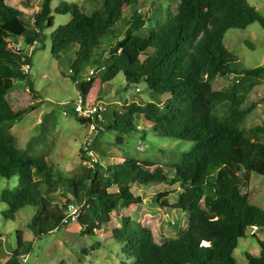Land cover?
Here are the masks:
<instances>
[{
  "label": "trees",
  "instance_id": "1",
  "mask_svg": "<svg viewBox=\"0 0 264 264\" xmlns=\"http://www.w3.org/2000/svg\"><path fill=\"white\" fill-rule=\"evenodd\" d=\"M52 1L42 0L31 30V21L22 9L0 0V175L19 181L17 187L2 191L1 200L8 206L3 216L14 220L22 208L35 207L37 213L29 228L39 239L66 226L65 211L74 203L65 199L54 205L45 194L43 188L52 189L57 177L47 155L35 156L17 146L11 129L29 108L15 109L8 98L19 81L37 92L28 71L33 57L24 54L21 40L25 46L44 45L48 30L55 25L52 13L71 14L66 24L49 35L53 56L77 45L72 64L76 71L77 64L84 61L102 72V82L122 73L128 83L144 82L149 91L150 100L145 103L130 102L123 112H109L105 107L101 119L97 114L98 136L104 129L132 133L142 118L152 125L156 136L194 143L181 162L169 166L135 158L105 167L95 162L83 177L68 179L73 198L84 204L78 220L80 233L94 236L112 220L114 212L146 201L167 212L183 211L186 228L178 237L158 243L148 224L122 216L111 238L122 244L132 264H238L234 251L239 240L252 227L264 229V209L253 204L247 193L250 173L264 176V123L243 126L251 111L250 85L220 89L213 81L235 72L233 65L239 57L225 44L228 30L246 29L254 22L264 27V17L247 0H179L156 28L154 17L146 22L140 14L143 0H100L101 7L89 14L81 6L90 0L81 6L63 1L55 9ZM122 21L129 24L128 30L118 38L120 30L115 26ZM107 31L114 33L116 42L108 50H93ZM70 76L76 79L77 72ZM242 76L264 80V65L246 70ZM239 86L245 89L239 91ZM73 112L82 123L92 122ZM88 153L81 150L82 161H90ZM35 171L42 179L35 178ZM161 184L168 190L149 198L134 193V188ZM175 192L179 194L172 203L169 197ZM35 239L22 242L4 264H24ZM258 242L260 254L246 253L247 264H264V240Z\"/></svg>",
  "mask_w": 264,
  "mask_h": 264
},
{
  "label": "rangeland",
  "instance_id": "2",
  "mask_svg": "<svg viewBox=\"0 0 264 264\" xmlns=\"http://www.w3.org/2000/svg\"><path fill=\"white\" fill-rule=\"evenodd\" d=\"M76 3L81 6L84 0H53L52 8L55 9L61 2ZM264 17V0H247ZM90 4L81 6L89 14L94 9H99L100 0H90ZM140 14L148 22L153 18L152 24L156 28L157 22H165L166 12L174 10L179 0H143ZM9 5L22 9L31 21L28 29H33V15L40 10L42 0H8ZM55 25L48 30L44 45L35 44L25 46L21 40L26 56L33 57V64L29 68V78L35 86V91L24 86L19 81L9 95L13 108H29L20 121L11 129L16 138V144L21 149L35 156L47 155L48 163L57 177V183L45 194L52 198L54 205H61L65 199L81 205L73 198L68 179L83 177L88 167L97 163L102 167L127 161L132 158L148 160L163 166L181 162L185 153L189 152L193 142L182 141L174 137L156 136L152 125L144 119L136 122L137 128L132 133H117L104 129L100 136L93 132L90 125L82 123L75 116L73 109L78 100L83 99L88 109L94 106H103L107 111H124V105L130 102H147L150 100L149 91L145 83H128L120 73L108 82H102V72L96 66L79 62L77 71L72 67L76 58L77 45H73L60 56L51 53L50 33L59 25L66 24L71 19V14L52 13ZM129 19V18H128ZM129 25V24H128ZM128 25L125 21L115 26L120 30L118 38H122ZM147 28L149 25L146 23ZM139 29H134L137 31ZM138 32V31H137ZM98 47L108 50L117 40L113 32H105L99 39ZM225 44L239 58L233 65L235 72L230 76H217L213 85L216 88H228L234 84L250 85L248 104L251 111L245 119L243 126L251 128L264 123V80L245 79L242 76L246 70L264 65V27L260 22L249 24L246 29L232 28L225 36ZM77 78L73 79L70 74ZM99 72V73H98ZM241 75V76H240ZM238 80L241 82L238 83ZM84 85L81 88V84ZM240 88V86H239ZM245 88H240L243 91ZM252 89V90H251ZM108 121L103 126L106 127ZM122 137V142L118 139ZM81 150L89 152L91 162L82 161ZM88 156L85 158L88 159ZM100 168L103 171V168ZM169 175L173 170L167 169ZM37 179L42 175L34 172ZM18 178L10 179L0 175V264L8 259L14 249L26 240L35 239L34 233L29 228V223L37 213L33 206L22 208L14 220L6 219L3 212L8 208L1 200L2 191L6 188L18 186ZM167 185H151L143 190L134 188V193L149 198L160 191L168 190ZM250 201L264 209V176L255 172L250 173V184L247 189ZM179 192L170 195V202L177 201ZM84 205V204H82ZM130 216L136 221L148 224L154 234L155 240L162 243L171 238L178 237L186 228V215L183 211H165L156 204L146 201L138 206L127 207L122 211L112 214V220L96 230L94 236L80 233L78 222L70 223L56 229L41 238L35 239L33 252L26 256L24 264H132L133 259L123 253V246L112 240L114 228L121 223L122 216ZM256 235L247 234L239 240L234 256L238 264H247L246 253L259 255L261 248L259 240H264V229H257ZM97 248L94 245H98Z\"/></svg>",
  "mask_w": 264,
  "mask_h": 264
},
{
  "label": "built area",
  "instance_id": "3",
  "mask_svg": "<svg viewBox=\"0 0 264 264\" xmlns=\"http://www.w3.org/2000/svg\"><path fill=\"white\" fill-rule=\"evenodd\" d=\"M84 106H85V103H84L83 99L81 98L80 100H78V102L74 108V111L78 114V116L90 119L92 122H90L89 125H90L92 131L98 133L96 130V123H95L96 122V116L98 114V119H101L100 112L104 111L106 108L103 106H94L93 108L90 107L88 110V109H84ZM88 155H89V153H88ZM91 158H90L89 162H91ZM92 159L94 160V158H92ZM82 212H83V205H78L75 203L69 204L66 211H65L66 216L63 220L64 225H68V224L73 223V222H78L79 218L82 215ZM62 227H64V226H62ZM256 230H257V227H252L248 230V234L256 235V232H255ZM24 259H26V257Z\"/></svg>",
  "mask_w": 264,
  "mask_h": 264
},
{
  "label": "crops",
  "instance_id": "4",
  "mask_svg": "<svg viewBox=\"0 0 264 264\" xmlns=\"http://www.w3.org/2000/svg\"><path fill=\"white\" fill-rule=\"evenodd\" d=\"M80 226V225H79ZM113 234V233H112Z\"/></svg>",
  "mask_w": 264,
  "mask_h": 264
}]
</instances>
